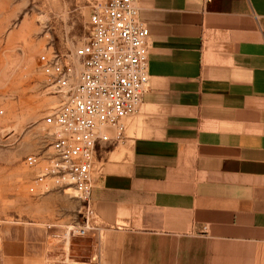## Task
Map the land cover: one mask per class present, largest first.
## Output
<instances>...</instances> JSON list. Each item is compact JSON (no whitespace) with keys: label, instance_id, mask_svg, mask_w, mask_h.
Returning <instances> with one entry per match:
<instances>
[{"label":"crops","instance_id":"obj_1","mask_svg":"<svg viewBox=\"0 0 264 264\" xmlns=\"http://www.w3.org/2000/svg\"><path fill=\"white\" fill-rule=\"evenodd\" d=\"M136 8L148 86L96 148L91 229L0 222V264H264V0Z\"/></svg>","mask_w":264,"mask_h":264},{"label":"built area","instance_id":"obj_2","mask_svg":"<svg viewBox=\"0 0 264 264\" xmlns=\"http://www.w3.org/2000/svg\"><path fill=\"white\" fill-rule=\"evenodd\" d=\"M137 1L92 0L87 40L69 56L51 52L39 58L52 95L59 99L43 117L52 132L53 152L29 155L24 164H41L35 186L71 190L83 202V225L73 232L78 236L91 229L96 148L111 140V130L120 137L123 120L136 114L148 86L149 36L137 17Z\"/></svg>","mask_w":264,"mask_h":264},{"label":"rangeland","instance_id":"obj_3","mask_svg":"<svg viewBox=\"0 0 264 264\" xmlns=\"http://www.w3.org/2000/svg\"><path fill=\"white\" fill-rule=\"evenodd\" d=\"M91 1L0 0V222L65 219L70 237L85 236L73 234L84 219L81 203L62 197L72 191L39 195L34 180L41 164L29 168L24 160L53 152L43 117L59 99L40 69V55L66 57L87 40Z\"/></svg>","mask_w":264,"mask_h":264}]
</instances>
